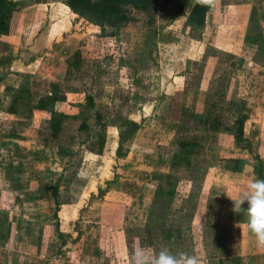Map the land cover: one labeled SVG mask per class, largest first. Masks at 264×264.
Listing matches in <instances>:
<instances>
[{"label": "rangeland", "instance_id": "374dc122", "mask_svg": "<svg viewBox=\"0 0 264 264\" xmlns=\"http://www.w3.org/2000/svg\"><path fill=\"white\" fill-rule=\"evenodd\" d=\"M160 2L163 4L162 0ZM49 3H54L52 12L58 16L49 30L48 26L39 28L36 19L25 27L20 18L26 7L20 11L15 24L17 33L26 29L30 35H35L43 30L45 38L42 36L41 42L36 40L28 47L24 43L20 47L21 54L13 57L1 55L10 53V46L0 47V111L9 112L14 107L11 102L27 98L28 92L39 97L38 92L44 93L47 89L42 87L45 81L61 83L67 93V102L57 106L67 116L58 139L47 143L48 116L42 113L28 132L31 154L25 161L24 175L15 177L9 166H4L5 171L0 168V227L5 222L10 237L8 240H4V236L0 238V256H5V264H17L18 259L25 257L22 248V252L11 251L8 243L18 238L28 244L27 233L33 231L40 232L43 247L40 263H86L90 261L91 241L99 237V222L101 229L104 227L102 250L108 253L111 264H127L129 250L138 246L161 244L196 254L202 264H252L250 256L259 254L258 250L264 247L255 246V242H250L251 247L245 246L246 240L255 238L244 227L245 217L231 210L233 205L228 196L234 195L237 187L245 186L253 172L257 175L260 169L264 173V56H256L257 48L245 40L262 32V28L258 30L255 22L249 21L243 38L237 35V32L241 35L238 26L226 27L224 29L233 30L222 32L218 46L203 48L199 57L197 55L192 61L185 57L184 27L187 23L183 16L174 22L157 21L159 3L154 32L144 29L141 16L133 11L131 15L136 21L119 30L102 31L97 27L99 32H90L94 25L70 14L62 2ZM164 29L175 30L183 36L180 39H168L166 35L157 37ZM189 34L197 35L198 32L189 31ZM70 37L74 40L69 41ZM67 42L64 47L62 43ZM29 48L33 49V55L26 53ZM77 50L81 54L80 70L66 76L62 67ZM188 91V100L192 101V94L194 97L193 105L188 108L191 113L183 111ZM86 95L95 103L88 113L84 106ZM156 95L168 100L161 102L160 115L150 116L157 109V103L148 102V99ZM241 100L245 102L243 111L247 117L252 155L237 148L231 135L221 131L207 133L199 124L200 120L195 119L202 115L205 121L211 116L231 125L236 115L234 105ZM20 105L19 108L24 109V103ZM138 108H144L140 116ZM79 110L84 114L76 116ZM97 110L103 114L106 132L102 156L90 151L100 132L95 120ZM84 115L88 131L79 130ZM184 117H187L185 122ZM127 119L141 126L132 137L127 134ZM120 131L127 135L123 143L125 156L117 158L115 151ZM193 136L205 138L204 150L198 158L199 165L182 166L172 171L179 195L172 199L169 209L165 199L157 197L153 203L152 196L151 202H146L151 209L148 211H152L147 213V224L141 229L119 230L117 234L114 228L128 219L126 203L138 196L139 189L150 195L159 183L164 189L168 188L165 180L156 181L152 176L170 172L169 163L177 149V138ZM0 157V165H4V158ZM227 158L244 162L236 166L237 170L224 174L220 161ZM226 164V168L234 167L232 163ZM217 172L222 175L216 176ZM109 181L112 182L107 186ZM55 184L59 186L58 217L61 221L57 233L66 240L63 246H60V238L56 240L55 235L49 233L51 227L56 226L50 201L51 188ZM152 185L155 188L152 189ZM98 188L107 190L100 198ZM68 216H72L71 220L65 219ZM75 217L80 236L79 241L72 244L69 237L75 235V229L71 230V235L63 230L71 229ZM137 219L142 220V217ZM32 247L25 245L24 248L30 253Z\"/></svg>", "mask_w": 264, "mask_h": 264}, {"label": "trees", "instance_id": "16d2710c", "mask_svg": "<svg viewBox=\"0 0 264 264\" xmlns=\"http://www.w3.org/2000/svg\"><path fill=\"white\" fill-rule=\"evenodd\" d=\"M28 1L29 0H0V39L15 35V24L17 19L20 17V11L27 6L36 3L44 4L48 2H62L71 14L76 15L78 18L86 20L89 24L100 28L102 31H105L107 29L119 30L129 23L136 21V18L131 15V11L141 16V24L144 26V29L153 31L156 19V10L158 6L157 0H35L31 4ZM209 8V0H198L189 15L187 24L195 26L197 28H202L204 26L205 16ZM254 17L255 11L252 10L249 21H254L256 27L259 30L260 24ZM245 40L247 43L257 47L256 56H264V35L262 32L257 33V35L254 36H248ZM80 55V51L77 50L74 55L66 59V76L74 73V70H80ZM28 94L29 96L27 98H20L19 100L17 99L11 102V104H14V107L8 111L10 113H15L17 106L24 103V107L28 108L31 113L38 112L46 114L48 116L47 121L50 130V135L48 136V139L46 141L49 144L50 141L58 139L59 134L63 129V123L67 118V116L57 108L58 104H65L67 102V93L65 92V89L63 88L61 83L54 82L49 84L47 92L42 96L34 97L30 92H28ZM84 106L87 113L95 107L93 99L88 95L85 96ZM244 108V101L241 100L238 103H235L233 110L236 115L231 125H226V123H223V121L215 120L211 116L209 117V119L205 118V121H202V115L195 116V119L197 122L198 120H200L199 124L205 128L207 133L221 131L223 133L231 135L237 148L246 150L252 155V142L251 139L247 136V117L243 111ZM183 111H185V113H188L191 111V109L183 106ZM78 114L82 115L84 113L79 110L76 116H78ZM102 116V112L98 110L95 112V120L100 127V132L97 133L90 151L97 156L103 155L106 143L105 124L102 123ZM186 120L187 117H184L183 122H185ZM125 124L127 134H130L129 137H132V135L136 133L141 127L140 123H137L132 119L125 120ZM222 124H224V126L221 129ZM79 130H89L87 117L85 115L83 116V119L79 125ZM206 135L208 137L210 136L209 134ZM126 136V133H124L123 131L119 132V143L115 151V155L117 158H122L125 156L123 151V143L126 141ZM204 140L205 138L203 139L196 136H193L191 138L179 137L176 139L177 149L172 155L169 163L170 172L167 174L158 173L157 175L154 174L152 176L156 181L165 180L168 186L167 189H164L163 185H161L160 183L157 185L156 190L153 194V203L156 202L157 197H162V199L166 200V206L167 209H169L172 199L179 195L175 190V181H173L174 175L172 171L182 166L191 168L194 167L196 163L197 165H199L198 158L201 152L204 150ZM243 162L244 161L239 159H228L226 163H232L234 167L226 169L228 171H235L237 170L236 166L242 164ZM256 174L257 177L264 179V173H262L260 169L256 171ZM110 182L112 181H109L107 183V186ZM105 192H107V190L98 188V198L102 197ZM50 201L52 202V205L54 207L52 219L55 221L57 229V227L59 226L58 213L60 210V203L59 186L56 184L51 188ZM151 213L152 211H149V214ZM74 234V236L69 237L72 244H76L79 241L80 230L78 229L77 224H75ZM58 237L61 241L60 246L65 245L66 240L62 238L59 233Z\"/></svg>", "mask_w": 264, "mask_h": 264}, {"label": "crops", "instance_id": "0c3cea01", "mask_svg": "<svg viewBox=\"0 0 264 264\" xmlns=\"http://www.w3.org/2000/svg\"><path fill=\"white\" fill-rule=\"evenodd\" d=\"M163 4L160 2L159 0V8H158V20L160 19L165 20V21H170V22H174L176 21L178 18L183 16V20L184 23H187L189 15L194 7V5L196 4V2L198 0H162ZM210 2V8L208 10V12L206 13L205 16V23L204 26L202 28H197L195 26L192 25H188L186 24V26L184 27V43H186L184 45V49H185V57L187 60H194V58H198L199 55L201 54V50L207 46H212V47H216L218 46L219 43V39L222 37V32L225 30L227 31H231L233 29H229L226 30L224 28L226 27H232V28H237L240 30V34L237 32L238 36H241L244 38L245 36V30L247 27V24L250 20V16H251V11L254 10L255 11V19L256 21L260 24V27L262 28V32L264 34V0H209ZM52 4L54 3H36V4H32L30 6H27L23 11H24V15L22 12L21 18L20 20L23 21V25L25 27L28 26L29 23H32L35 19L39 21V28L42 27H46L48 26V30L49 27L53 24L56 23V19H58V16H56L52 10ZM71 14V13H70ZM73 15V14H72ZM76 16V15H73ZM56 17V18H55ZM46 19L44 22L42 19ZM19 20V21H20ZM55 20V21H54ZM46 22V23H45ZM42 23H44V25H42ZM48 24V25H45ZM55 25V24H54ZM43 28V29H44ZM96 26H93L90 30V32H99L98 28ZM42 29V28H41ZM40 31L38 30V32L35 35H30L26 29L25 30H20V32L18 31L17 33V29H16V34L12 35V36H8V37H4L2 39H0V47L1 46H10L11 47V52L7 54V52L2 53L1 55L3 56H9V57H13L14 54H21V52L23 51L22 49H20V47L24 46V43L27 44V47L30 46V44H33L36 40L41 42V38L42 36H44L45 38V34L43 32V30ZM47 30V31H48ZM189 31H195L198 32L197 35H191L189 34ZM244 32V33H243ZM29 34V35H28ZM41 34V36H40ZM161 35H166L165 37H167L168 39L171 37L174 38H178L180 36H183V34H176L175 30L172 29H164L162 32H160V34L157 35V37H160ZM40 36V37H39ZM163 37V38H165ZM27 40L29 42H27ZM69 41H73V37L68 38ZM243 44L244 40H242ZM62 45L67 46L68 42L62 43ZM56 45H54L55 47ZM255 48H257L255 46ZM13 50V51H12ZM257 51V49H256ZM56 51H54L53 55H56L57 53H55ZM26 53L33 55L34 51L32 48H29V51H27ZM65 53V51H64ZM0 55V56H1ZM46 56H49L48 53L45 54ZM198 55V57H197ZM9 57H5V58H9ZM61 57V56H60ZM4 58V59H5ZM6 60V59H5ZM3 60V61H5ZM66 61V60H65ZM66 64V63H65ZM63 66V65H62ZM66 68L62 67L63 70H65L66 72ZM65 76V75H64ZM60 80V79H59ZM57 80V81H59ZM51 81V79L49 80ZM48 86H49V82H44V86L42 87H46V91L48 90ZM40 90V88H39ZM43 92V91H42ZM44 92V93H45ZM40 94V96L44 95V93L38 92ZM190 94V92L188 91L185 95L184 98V103L186 102L185 106L186 108H190L193 105V94H192V101L188 100V95ZM168 100L167 97H160L158 95H156L153 99H148V102H153V103H157V109L154 111V113L150 114V116H153L154 114L160 115V113L158 112L159 107L161 106V102L163 100ZM154 105H152L151 110H154ZM21 107V105H18L16 108L15 113H10V112H6V111H0V138H2V142H0V155L3 156V160L5 162V164L3 165V163L0 165V168L2 171H5V167L4 166H9L10 169H13V176L15 177H22L25 173V169L27 166H25V161L26 159L29 158V145H30V141L27 140L28 137V132L30 131L31 127H32V123L37 119V116L39 118V116H42V113H38V112H30V110L28 108H19ZM144 108H138L137 109V114L140 116L143 113ZM144 116V115H143ZM18 119V120H16ZM14 122V123H12ZM140 130V129H139ZM15 142V143H14ZM118 142V139H117ZM117 145V144H116ZM2 157H0L1 159ZM228 159V158H227ZM233 159V158H231ZM226 159H223L222 161H220V163L222 164L221 167H223L222 171L224 172V174H228V170L226 169ZM157 162H159V157ZM9 169V172H10ZM168 171V170H167ZM166 171V172H167ZM9 175V174H8ZM8 175H6L5 177H7ZM220 176L222 175L221 172H217L216 176ZM213 178V177H212ZM155 188L154 185H152V189ZM107 194V193H106ZM154 192L150 191V195L147 194L146 192L142 191L141 189H139L138 192V196H136L135 198L133 197L132 201H128L126 203V215H127V221H123L122 225L118 228H114L117 232V234H119V230H125L127 228H134V229H141L144 227V225H146V219H147V213L149 212L148 210L150 209V207L147 205V201L151 202L152 200V196H153ZM207 197V196H206ZM144 199V202H143ZM222 203V202H221ZM205 207V205H204ZM206 210V208H204ZM102 212V211H101ZM233 214V213H232ZM232 214L230 213V216H232ZM72 216H68L65 219H69L71 220ZM138 217H142V220L137 219ZM144 217V218H143ZM59 222H61L59 220ZM75 222H76V217L74 218V223L72 224L71 229H68L66 231L63 230V232H65V234H70L74 231L75 229ZM98 224V236L99 237H94V240L91 241V246L90 248V261L82 262L83 264H111V260H109L107 258L108 253H106V251L104 252V250H102V245H101V232L103 231V229H101V222L97 223ZM102 226H104V224H102ZM52 230H50V234L51 235H55L54 238L57 240L58 237V233H57V229L56 226L51 227ZM50 228V229H51ZM70 228V226H69ZM81 229V228H80ZM109 230V228H107ZM72 230V232H71ZM0 234H1V240L2 238L5 237L4 240H8L10 239L9 237V232H7V227L6 224L4 222V226L2 225L0 227ZM40 233V232H39ZM38 233V231H33L32 233L30 232L29 235V242L27 244V242H24L22 239H14V241L9 242L8 246H11V251H18V252H22V250L20 251V248H22L25 253V257L22 258V260L18 259L17 264H42L40 263L41 260H43V247L41 245V240L39 238L40 234ZM4 236V237H3ZM7 236V237H6ZM66 236V235H65ZM108 237V236H107ZM110 238V237H109ZM28 239V238H27ZM250 242H255L256 240L253 239V241L250 240H246V247H251ZM66 244V243H65ZM87 244V243H85ZM85 247H87V245H85ZM253 244V243H252ZM257 244V243H256ZM25 245L29 247V245H32L33 247L31 248L30 253H27L25 250ZM257 246V245H255ZM54 247V246H52ZM68 248V247H67ZM259 254H255V255H251V263L252 264H261L262 262H264V249L263 250H258ZM101 256H104V259H101ZM7 261V260H6ZM90 262V263H89ZM5 256H0V264H5ZM8 263V262H7Z\"/></svg>", "mask_w": 264, "mask_h": 264}, {"label": "clouds", "instance_id": "9594fccd", "mask_svg": "<svg viewBox=\"0 0 264 264\" xmlns=\"http://www.w3.org/2000/svg\"><path fill=\"white\" fill-rule=\"evenodd\" d=\"M228 197L233 205L231 210L245 217L244 227L255 238L257 246L264 247V179L253 172L246 185L237 187L234 195ZM245 204L247 207L243 208ZM127 264H202V260L196 254L174 250L167 244L141 245L129 250Z\"/></svg>", "mask_w": 264, "mask_h": 264}]
</instances>
